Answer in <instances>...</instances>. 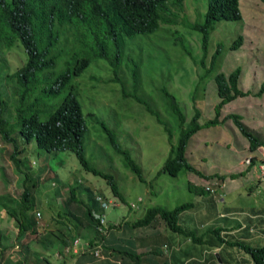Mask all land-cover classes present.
<instances>
[{
  "label": "trees",
  "instance_id": "obj_1",
  "mask_svg": "<svg viewBox=\"0 0 264 264\" xmlns=\"http://www.w3.org/2000/svg\"><path fill=\"white\" fill-rule=\"evenodd\" d=\"M182 1L0 0V48L8 47L12 40L17 39L26 55L25 62L20 67L4 75L7 79H14L18 87L23 86L22 89L15 87L11 91L8 88L10 94L5 93V97L10 98L11 102L13 101L12 109L15 113L13 123L4 116L6 100L0 95V138L11 145L8 157L15 170L23 175L19 181L20 184L16 186L20 190H15L18 196H14V189L8 188L6 182L8 177L6 178L4 173L0 172V179L4 181V184L0 182L3 184L0 197H5V201L1 202L0 212H4L5 216L13 219L17 239L23 237L27 232H33V235L45 238L38 240L45 241L48 245L51 242H64L62 231L57 227L43 228L41 232L34 230L33 212L35 214L41 212L34 207V197L31 193L35 187L34 176L38 177L37 180L43 179L41 176L48 170L45 162L58 151L71 152L84 171L103 179L111 193L122 198L113 176L93 166L83 148V136L87 130L79 102L73 93L74 86L71 80L74 76L79 75L91 60H104L111 72L108 73L106 82L117 83L122 98L132 99L162 126L169 147L160 172L171 177L176 176L179 171L194 172L204 176L186 160L184 152L188 139L198 129L217 124L219 109L223 104L246 94L237 86L238 67L231 70L227 76L218 71L222 53L226 48L231 50L238 48L241 42L240 34L237 33L226 45L221 40L216 41L210 53L208 51L209 34L212 30H217L214 29L216 22H239L241 16L237 8L238 0H207L202 21L190 22L180 17L179 14L177 16L175 14L181 9ZM157 29L158 32L154 36L169 46L165 47V51L172 46L175 47L174 61L168 60L171 64L175 62L174 70L182 69L181 77L185 78L189 74V70L181 66L185 56H188L189 60L200 69V73H196L197 79L192 83L193 88L188 93L192 102H194L196 94L203 89L202 81L209 79L213 81L218 99L213 105L212 118L199 123L200 114L195 106H193L190 117L186 118L176 96L168 90L165 84L153 85V87L155 86L153 88L155 96H151V98H148L144 93L142 89L144 78L142 77L146 71L142 69L144 64L142 43L146 39L142 37L153 34ZM180 30L181 33H179ZM192 35L198 36L199 55L194 53V44L189 42ZM135 48L137 52H135ZM146 54L148 59L151 53L147 51ZM208 54L210 56L206 62ZM56 65H59V68L54 71ZM0 66H4L8 70L1 55ZM161 67L162 65H159L157 68L158 76L165 81L170 80L168 78L171 77V72ZM37 82H41L40 92L48 99L46 113L42 120L30 110L31 104H24L25 97L31 89L30 86ZM63 89L64 92L59 96ZM262 91H264L263 83L260 85L257 95ZM156 106L159 109L162 108L167 119H172L170 120L172 126L168 124L159 110L155 109ZM12 109L10 108L8 112ZM89 115L93 117V121L105 134L107 146L121 156L124 167L131 171L138 181L144 182L140 166L130 156L128 150L120 146L115 132L91 113ZM226 117L235 122L239 132L247 140L249 150L252 151L262 145L264 134L259 136L258 129L247 128L240 122L238 114L231 113ZM14 127L17 131L13 136ZM175 132L176 137L172 140ZM31 141L34 142V146L30 144L28 148L27 145ZM35 148L38 152L43 153L42 166L37 168L36 174L30 171L32 163L27 157V154L35 152ZM114 153L112 154L114 155ZM100 155L98 150L97 157ZM89 156L93 160L92 155L89 154ZM250 161H252L251 157ZM59 162L62 164L61 160ZM243 173L244 171H241L240 175ZM236 175L231 173L229 177L233 178ZM211 176L207 175L206 177ZM218 177L219 179L223 178L222 176ZM193 184L188 181L187 187L196 194H202L203 188ZM51 186L53 187L51 206L55 207L56 212L50 215L54 218L60 217L58 224H65V219L68 218L67 214L74 209L81 211L83 219L89 222L91 229H94L98 220L92 213L103 211L100 201H106V198L95 192L93 188L87 187L89 185L79 186L67 179H59L57 174H52ZM61 194H64V197ZM76 194L81 198H77ZM96 196L99 197V200L95 198ZM191 206V202H182L172 208L152 205L144 208L142 215L131 221V226L139 227L160 219L170 231L177 232L193 242L206 241L200 235H196L194 230L178 224L179 214ZM62 207L65 210L62 211ZM249 211L251 214L259 213L253 209ZM74 220L80 222L77 218ZM256 220V224L253 225L254 222L251 226L256 227L259 231L261 225L264 224V218ZM235 226L236 228L240 227L239 224ZM222 228L215 226L206 229L209 233L207 237L216 240L213 245L209 244L210 246L214 248L223 244L235 245L248 254L252 264H264V245H250L243 241L226 240L220 233L223 230L230 229L231 232L234 229H231V226L226 229ZM240 228L244 231L246 227ZM94 232L97 231L94 230ZM87 252L92 257L99 256V253L94 255L90 248L87 249ZM10 261L12 263L8 264H19L16 260L10 259ZM5 262L2 259L0 264H5Z\"/></svg>",
  "mask_w": 264,
  "mask_h": 264
},
{
  "label": "rangeland",
  "instance_id": "obj_2",
  "mask_svg": "<svg viewBox=\"0 0 264 264\" xmlns=\"http://www.w3.org/2000/svg\"><path fill=\"white\" fill-rule=\"evenodd\" d=\"M206 2L207 0H183L181 9L175 14L176 16L179 14L180 17L190 22H201ZM238 7L241 14L239 22L219 21L215 23L214 29L217 30H212L209 34L208 51L210 53L213 50L216 41L221 40L226 45L236 33H241L242 39L238 48L235 50L226 48L222 53L218 71L227 76L231 70L238 67L237 86L246 94L223 104L219 109V122L198 129L188 139L184 152L186 160L204 176L194 172L179 171L176 176L171 177L160 172L169 147L162 126L132 99L122 98L117 83L106 82L105 79L111 72L104 60H91L88 66L71 80L74 86L73 93L79 102L87 130L83 136V148L93 166L113 176L122 198L114 196L103 179L84 171L71 152L58 151L45 162L48 170L41 176L43 179L37 180L38 177L34 176L35 187L31 193L34 197V207L41 212L38 215L33 212L35 231L41 232L43 228H54L59 225L52 221L50 216L51 213L56 212L55 207L51 206L53 198L51 181L52 174H57L59 179H67L79 186L89 185L87 187L93 188L106 200H112L117 204L115 207H109L103 211L106 225L109 224L107 221L114 219L131 222L142 215L144 208L152 205L172 208L182 202H191L192 206L187 207L179 214L178 224L194 230L195 234L200 235L202 239H207V235H209L206 231L207 228L225 224L234 229L225 236L226 240L243 241L250 245H264V235H256L257 230L251 226L256 219L264 218V174L262 175L260 172V169H264V140L261 146H257L252 151L249 150L247 140L241 135L235 122L226 117L227 114H238L240 122L247 128L258 129L259 136L264 134V91L257 95L260 85L264 84V0H239ZM157 32L158 29L153 34L142 37L146 39L142 43L144 51L142 69L146 71L142 77L144 78L142 80L144 93L148 98H151V96H155L153 90L155 86L153 87V85L165 84L168 90L176 96L186 118L192 114L193 106L199 110V123L212 118L213 105L218 99L213 81L211 79L203 80V89L196 94L194 102H192L188 93L193 88L192 83L197 79L196 73L199 74L200 69L189 60L188 56H185L181 66L187 68L189 74L185 78L181 77L182 69L174 70L175 62L171 64L168 60L174 61L175 47L172 46L165 51V47L169 46L154 36ZM181 32L180 30L179 33ZM192 37L189 42L194 44L193 51L199 55L198 36L192 35ZM147 51L151 53L148 59ZM135 52H137L136 48ZM0 55L10 70L0 66V95L6 100L4 116L13 123L15 120L12 109L13 101L6 98L5 93L10 94L9 91L18 85L14 79H7L4 75L11 73L12 70L25 62V52L19 42L14 41L5 48V51L0 49ZM209 56L208 54L206 62H208ZM159 65L171 72V77L168 78L170 80L165 81L158 76L156 72ZM58 68L59 65H56L53 70L56 71ZM154 70L155 72H153ZM150 73L153 75L150 76ZM30 87L24 104H31L30 110L42 120L46 113L48 99L40 92L41 83H35ZM18 88L22 89L23 86ZM63 92L64 89L61 90L59 96ZM10 108L12 110L8 112ZM155 109L159 110L168 124L172 126L170 121L172 119L166 118L162 108L159 109L156 106ZM89 113L115 132L120 146L127 149L130 156L140 166L144 182L138 181L135 175L124 167L121 156L107 146L105 134ZM16 131L17 129L14 127L13 136ZM175 137L176 132L172 140ZM30 144L34 146V142L31 141L27 145L28 148ZM98 150L101 153L99 157H97ZM10 151L11 145L0 138V172H3L6 178L8 177L6 180L8 188L18 191L20 188L16 186L20 184L19 181L23 175L13 167L8 157ZM89 154L92 155L93 160ZM27 157L32 163L30 171L36 174L37 168L42 166L43 153L38 152L35 148V152L27 154ZM250 157L252 161H250ZM60 160L62 164L59 162ZM241 171H244L242 175H240ZM231 173L237 175L231 178L229 177ZM207 175L212 176L206 177ZM218 176L223 178L219 179ZM188 181L201 186L203 193L196 194L190 190L187 187ZM0 182L4 184L1 179ZM2 183H0V194ZM13 193L14 196H18L16 191ZM61 196L64 197V194ZM76 196L81 198L77 194ZM137 197L140 198V201H137ZM4 201L5 197L1 196L0 207L1 202ZM130 202L135 203L136 208L129 207ZM61 209L65 210L63 207ZM250 209L259 213L251 214ZM67 217L65 220L68 222L70 217ZM57 221L59 222L60 219ZM159 223H162L160 219ZM236 224L246 228L242 231L240 227L236 228ZM160 226L158 227L160 228ZM129 228L134 233L131 232V236L134 237L144 230L142 226ZM227 230L230 231V229ZM35 236L33 232H27L23 237L17 239L13 219L5 216L4 212H0V263L2 259L4 262L7 260L5 264L12 263L11 259L16 260L19 264H34L39 263V258L42 256L53 260L52 255L48 254V252L51 253V249L49 248L43 254L42 250L47 247L41 245L39 240L35 242ZM26 241L29 242L27 246L24 245ZM187 242L195 251L194 254L198 260L206 251L211 252V255L216 258L217 250L211 248L207 241L192 242L187 239ZM15 244L18 246L16 247ZM57 244L59 242H51L50 245L58 249ZM223 251L229 253L232 258L229 260L232 263L239 260L237 264H247L240 261L241 257L246 258L249 264H252L248 254L235 245H226ZM223 251L218 253V256L223 257Z\"/></svg>",
  "mask_w": 264,
  "mask_h": 264
},
{
  "label": "crops",
  "instance_id": "obj_3",
  "mask_svg": "<svg viewBox=\"0 0 264 264\" xmlns=\"http://www.w3.org/2000/svg\"><path fill=\"white\" fill-rule=\"evenodd\" d=\"M81 211L72 209L67 216L70 217L68 222L65 220V224H59L57 229L62 231L63 243L59 242L58 249L48 245L45 241H39L41 245H45L47 248L42 250L45 254L46 250L51 249L53 260L45 258L44 256L39 258V263L34 264H237L239 260H235L233 263L229 260L232 259L229 253H226L223 244L222 246L212 247L217 250L214 258L211 252H204L203 256H200V260L196 254H194L193 248L188 244L187 239L177 232L170 231L165 227L163 221L159 223V219L153 223L143 225L144 230L139 232L138 236H131V222L126 220L114 219L107 221V228H104L102 232H94L91 229L88 221L83 219ZM52 221L58 223L54 218ZM78 219L80 222H76L74 219ZM106 222V220H105ZM257 220L253 225H255ZM159 225L160 228L158 227ZM221 227L224 229L229 228V225L223 224ZM222 228V229H223ZM168 229V230H167ZM257 230V228L255 227ZM130 233V234H129ZM133 233V232H132ZM230 231H222L220 235L225 237ZM134 234V233H133ZM245 235V233H244ZM256 235H264V224L261 225L259 231H256ZM209 236V235H208ZM38 235L35 236L34 241L38 240ZM80 242L74 244L75 239ZM209 244L213 245L214 239L207 237L205 239ZM87 242L91 250H97L98 257H92L87 252V249H83L82 244ZM193 242V241H192ZM29 242H25L27 246ZM17 247L18 244H15ZM224 252L223 257L218 256V253ZM7 256V254H5ZM19 257V256H17ZM196 259V260H195ZM241 262L249 264L246 258H239Z\"/></svg>",
  "mask_w": 264,
  "mask_h": 264
},
{
  "label": "built area",
  "instance_id": "obj_4",
  "mask_svg": "<svg viewBox=\"0 0 264 264\" xmlns=\"http://www.w3.org/2000/svg\"><path fill=\"white\" fill-rule=\"evenodd\" d=\"M207 188V187H206ZM97 200H99V197L98 196H96L95 197ZM139 199V198H138ZM116 205V203L114 202V201H110V200H106V201H100V206L103 208V210L104 209H106V208H108L109 206H115ZM130 206L131 207H135V204L134 203H130ZM93 214V216H94V218H96L97 220H98V224H96L95 226H94V229L97 231V232H102V231H104V216H103V214H101V213H97V212H95V213H92ZM73 243L74 244H78L79 243V239L77 240V239H75L74 241H73ZM86 243V242H85ZM82 244V246H83V248H85L86 247V244ZM93 254L94 255H97L98 254V252H97V250L95 249V250H93Z\"/></svg>",
  "mask_w": 264,
  "mask_h": 264
},
{
  "label": "clouds",
  "instance_id": "obj_5",
  "mask_svg": "<svg viewBox=\"0 0 264 264\" xmlns=\"http://www.w3.org/2000/svg\"><path fill=\"white\" fill-rule=\"evenodd\" d=\"M238 1H239V0H238ZM237 8H238V10H239L238 4H237ZM239 13H240V10H239ZM240 16H241V14H240ZM8 33H9V32H8ZM236 34H237V33H236ZM238 34H240V36H241V33L238 32ZM8 36H9V34H8ZM234 37H235V36H234ZM240 38L242 39V36H241ZM14 41H18V40H17V39L12 40L11 44H12ZM18 42H19V41H18ZM11 44H10V45H11ZM10 45H9V46H10ZM19 45L21 46L20 42H19ZM9 46H8V47H9ZM6 48H7V47H6ZM0 49H1V48H0ZM22 49H23V48H22ZM2 51H5V48H3ZM25 59H26V55H25ZM37 83H41V82H37ZM1 91H2V90H1ZM14 114H15V113H14ZM13 116H14V115H13ZM13 116H12V118H13ZM8 120H10V119H8ZM260 146H261V145H260ZM260 172H261V174L263 175V174H264V169H263V168L260 169ZM138 198H139V197H137V201H140V198H139V199H138ZM108 200H109V199H108ZM110 201H112V200H110ZM130 203H131V202H130ZM130 203H129V207H131V206H130ZM132 203H133V202H132ZM134 204H135V203H134ZM116 205H117V204H116ZM116 205H115V206H116ZM115 206H109V207H115ZM109 207H108V208H109ZM131 208H136V205H135V207H131ZM106 209H107V208H106ZM106 209H104V210H106ZM102 210H103V209H102ZM104 210H103V211H104ZM103 211L101 212V214H103ZM37 215H38V214H37ZM103 216H104V214H103ZM104 228H107V226H106V222H105V219H104ZM94 230H95V229H94ZM95 231H96V230H95ZM78 239H79V242H80V238H78ZM85 244H86V247H85V248H88V247L90 246L87 242H86ZM83 249H84V248H83Z\"/></svg>",
  "mask_w": 264,
  "mask_h": 264
},
{
  "label": "water",
  "instance_id": "obj_6",
  "mask_svg": "<svg viewBox=\"0 0 264 264\" xmlns=\"http://www.w3.org/2000/svg\"><path fill=\"white\" fill-rule=\"evenodd\" d=\"M215 257H216V259H218V258H217V255H215Z\"/></svg>",
  "mask_w": 264,
  "mask_h": 264
}]
</instances>
